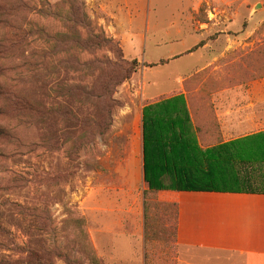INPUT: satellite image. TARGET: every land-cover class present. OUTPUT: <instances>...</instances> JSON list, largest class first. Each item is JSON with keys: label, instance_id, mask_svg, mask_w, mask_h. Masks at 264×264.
Masks as SVG:
<instances>
[{"label": "rangeland", "instance_id": "374dc122", "mask_svg": "<svg viewBox=\"0 0 264 264\" xmlns=\"http://www.w3.org/2000/svg\"><path fill=\"white\" fill-rule=\"evenodd\" d=\"M190 73L196 97L264 100V0H0V264H177L172 204L152 197L144 235L128 189L141 107ZM229 175L264 190V161Z\"/></svg>", "mask_w": 264, "mask_h": 264}, {"label": "crops", "instance_id": "0c3cea01", "mask_svg": "<svg viewBox=\"0 0 264 264\" xmlns=\"http://www.w3.org/2000/svg\"><path fill=\"white\" fill-rule=\"evenodd\" d=\"M217 1L192 0L198 7L202 4L216 5ZM186 51L184 55L187 54L189 58L195 57L194 51ZM191 76L190 73L178 77L177 92L184 95L200 148H210L264 132L263 99L196 97L191 95L193 92ZM142 108L138 114L139 128L136 133L138 145L134 152L137 155L132 157V163L138 166L136 171L133 169L132 184L135 188L128 189L135 198L136 207L134 212L129 211L127 221L132 223L134 213L136 224L140 220L145 235L143 194L147 189L143 187L145 182ZM132 163L130 162V165ZM122 182L115 190L118 191V195L125 194L122 190H125L123 186L127 184L125 182L122 185ZM255 184L257 186L259 182ZM140 185L141 200L138 206V196H133V190L136 194ZM171 195V191L155 193V196L162 198L164 196V200L172 204L173 245L177 264H264V190L177 191L172 197ZM119 229L123 232L120 225ZM138 232L136 231V235ZM143 239L145 240V236Z\"/></svg>", "mask_w": 264, "mask_h": 264}, {"label": "trees", "instance_id": "16d2710c", "mask_svg": "<svg viewBox=\"0 0 264 264\" xmlns=\"http://www.w3.org/2000/svg\"><path fill=\"white\" fill-rule=\"evenodd\" d=\"M89 36V24H84ZM92 47H99L105 41L96 34L89 37ZM201 45V44H200ZM133 60L131 64H135ZM164 63L160 61L159 64ZM148 67H154L148 64ZM133 73V72H132ZM126 72L119 83L129 79ZM112 74L111 76H113ZM91 96V93H87ZM97 97V96H95ZM23 110L34 112L29 99H19ZM65 115L68 116L67 112ZM143 136V178L148 189L144 191V211L148 220L149 201L158 191H170L167 186L176 185L177 191L232 190L217 188L216 183H227L229 167L235 159L242 161H264V132L237 139L210 148H200L194 137L188 112L181 96L149 103L142 108ZM154 154H163L162 157ZM175 158L168 161V155ZM233 177V176H232ZM206 186V187H205ZM174 232V225H173Z\"/></svg>", "mask_w": 264, "mask_h": 264}, {"label": "water", "instance_id": "95a60500", "mask_svg": "<svg viewBox=\"0 0 264 264\" xmlns=\"http://www.w3.org/2000/svg\"><path fill=\"white\" fill-rule=\"evenodd\" d=\"M257 6H258V5H257ZM257 6H256V7H257Z\"/></svg>", "mask_w": 264, "mask_h": 264}]
</instances>
